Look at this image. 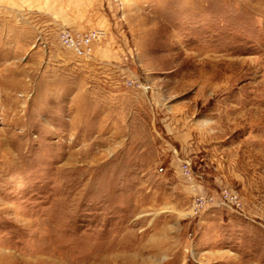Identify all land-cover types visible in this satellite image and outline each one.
I'll return each mask as SVG.
<instances>
[{
    "label": "rangeland",
    "instance_id": "rangeland-1",
    "mask_svg": "<svg viewBox=\"0 0 264 264\" xmlns=\"http://www.w3.org/2000/svg\"><path fill=\"white\" fill-rule=\"evenodd\" d=\"M0 264H264V0H0Z\"/></svg>",
    "mask_w": 264,
    "mask_h": 264
},
{
    "label": "built area",
    "instance_id": "built-area-1",
    "mask_svg": "<svg viewBox=\"0 0 264 264\" xmlns=\"http://www.w3.org/2000/svg\"><path fill=\"white\" fill-rule=\"evenodd\" d=\"M105 38V32L100 29H94L88 32H74L68 28H61L58 31V40L60 44L71 50L72 53L82 59L90 58L94 51L95 44L99 43ZM184 168L188 169V163H184ZM185 171V170H184ZM223 202H230L239 204L237 195L224 190L222 192Z\"/></svg>",
    "mask_w": 264,
    "mask_h": 264
},
{
    "label": "bare ground",
    "instance_id": "bare-ground-1",
    "mask_svg": "<svg viewBox=\"0 0 264 264\" xmlns=\"http://www.w3.org/2000/svg\"><path fill=\"white\" fill-rule=\"evenodd\" d=\"M110 257V256H109Z\"/></svg>",
    "mask_w": 264,
    "mask_h": 264
}]
</instances>
